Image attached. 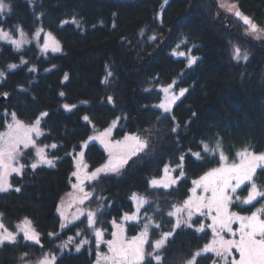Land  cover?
Instances as JSON below:
<instances>
[{"label": "trees", "instance_id": "1", "mask_svg": "<svg viewBox=\"0 0 264 264\" xmlns=\"http://www.w3.org/2000/svg\"><path fill=\"white\" fill-rule=\"evenodd\" d=\"M235 1L240 13L264 29V0ZM4 2L10 11L0 13V30L13 35L22 30L32 38L41 29L54 35L61 49L45 51L34 38L19 48L0 39V96L8 95L0 100V134L12 113L26 123L39 120L42 134L36 143L53 161L33 170L36 148L24 149V170L13 173L11 186L0 191V224L17 231L25 217L40 240L37 244L18 232L15 243L0 244V264H35L53 255L52 264H95L107 250L104 241L97 247L95 230L110 239L125 214L138 216L125 222L130 236L148 224L146 254L163 232L174 233L156 250L159 264H224L214 252L203 251L212 236L204 217L177 228L168 213L187 200L193 182L222 156L235 161L243 150L264 152V39L249 36L242 19L224 12L217 0ZM191 57L195 63H189ZM13 64L17 67L10 69ZM168 86L186 91L165 112L159 105ZM108 127L115 138L137 134L145 146L119 172L86 183L91 195L84 206L95 213L93 225L88 215L65 224L59 209L73 186L75 156L84 148L90 169L104 163L106 151L94 140L84 142ZM165 166L177 182L151 186ZM253 181L264 191V166ZM248 186L238 194L245 195ZM134 195L147 201L139 211ZM262 206L264 197L251 205L231 203L244 214ZM142 264L157 262L146 256Z\"/></svg>", "mask_w": 264, "mask_h": 264}, {"label": "snow or ice", "instance_id": "2", "mask_svg": "<svg viewBox=\"0 0 264 264\" xmlns=\"http://www.w3.org/2000/svg\"><path fill=\"white\" fill-rule=\"evenodd\" d=\"M5 10H9V5L4 2V0H0V13L4 12ZM236 15L240 17L245 24L251 26L252 30L255 31L257 25H255L249 17L244 16L239 11L236 12ZM50 35V34H49ZM37 36L39 33L37 32ZM0 39H10L9 34L0 30ZM155 39V37H153ZM11 43L19 48L20 42L11 40ZM48 47L47 43L44 45V49L46 50ZM56 50V49H54ZM237 51L236 58L239 59V49ZM175 54V52H174ZM179 55L183 56L184 53L181 52ZM245 60L247 59V55L245 54L243 57ZM196 58L191 57L189 63H195ZM16 65H9L10 69H15ZM4 74L0 72V76ZM67 78V77H66ZM171 87V86H169ZM168 88L164 89V92H168ZM186 90H181L179 95L183 96ZM5 95H7L5 93ZM63 95V94H61ZM179 97H172V99L168 102L161 103L159 107L163 109L165 112L169 111V103H174L176 99ZM111 100V97H109ZM13 123L8 125V131L6 133L0 134V191H6L8 187L11 185L8 184V176L11 173H22L25 168L24 164H19V166H14V161L19 162V158L23 155L19 150V145L23 144L24 148L27 149L29 146L35 147V141L31 139V133L35 132L37 136L41 135L38 125L40 123L39 120L36 121V125L29 126L27 128L22 127L21 122L16 120L15 113H12ZM46 115V114H45ZM85 120L88 119L87 116L84 117ZM175 131V129H173ZM110 130L106 131L105 133L101 134L100 136L94 137V139H99L100 142L104 143V136L109 134ZM125 139H128L126 137ZM137 140V143L143 147V143L139 141V138H134ZM52 148H55L56 145L52 144ZM113 148H119L120 143L116 142L112 145ZM205 151L208 150L207 145L204 146ZM83 155V154H81ZM197 157H199V153H194ZM241 156L242 163L239 165H233L230 168H221L215 169L205 176L201 177L200 180L194 181L193 183L202 187L205 193L210 192L211 196L207 198L205 201L203 198H196L193 200L189 198L188 200L184 201L183 207L175 208V211L169 212V216H178L184 209H187V217L188 221L191 220L193 215V208L197 213L204 214L202 209H207V213L211 214L213 211L215 215L211 216L212 224L209 227L212 228L213 233L219 237L218 240H213L212 244L206 245L204 247V252H214L217 257H220L224 264H229L228 257L231 255V249L235 248L239 253V260L232 259L231 264H264V219L260 218V214L264 213V206L257 209L255 212H252L250 216H240L237 213H229L228 207L229 204L232 202V196L229 195V192L236 193L237 189L241 188L245 182H252L251 183V191L246 199L242 200L241 203L251 205L256 198L264 197V191H259L257 189V185L253 182L254 175L256 174L257 168L261 167L257 162L264 161V154H251L248 153L246 150L245 152L238 153ZM36 156L39 158L36 162L31 163L30 167L35 170L38 164H47L49 166L53 165V161L48 159L45 155V151L43 147L36 148ZM222 159H225L223 156ZM183 160V157H181ZM246 161V162H245ZM126 162V161H124ZM111 163V162H110ZM112 171H116V168H112ZM104 171L103 168L96 169L92 172L89 176V180H94L97 177V174ZM165 173L168 172V167L165 166L164 169ZM74 176H78L77 172H73ZM183 171L180 172L179 176L183 177ZM179 178V177H178ZM177 178V179H178ZM233 181L235 183H233ZM177 182L176 179H172L168 182H162L161 180H157L153 178L150 181L151 186L158 187L163 186L164 188H168L170 184H175ZM20 189L17 188L16 191ZM81 192H84L83 188H80ZM196 189L193 188L192 192H195ZM90 193H85L84 196L87 198L90 196ZM133 199H137L135 195ZM237 200H240V197H236ZM83 202V201H81ZM147 203V201L143 198L137 200V211H139V207L143 204ZM82 214V213H81ZM94 212L88 213V222L89 225L94 224ZM125 219H138V216H129L125 214ZM236 221L240 223V238L239 240L235 239H228L225 240L222 236H220L221 232L227 231L235 235L232 229V224ZM181 221L177 219L176 227L179 228ZM187 223V221H185ZM115 224V221H113ZM189 226H191L189 224ZM148 224L144 225V230L140 233L139 236L133 237L131 241L125 243L124 240L118 236L116 232L112 233L113 239L107 241V245L109 247V251L112 253L111 257H105V259H111L112 264H142L145 260L146 256L154 259L157 264L162 260V257L159 254H155L156 250L161 249L166 241L170 237L174 235L172 231H165L162 233L160 239L155 240L152 245L153 252L145 253L144 245L148 243L147 236H148ZM156 227H159L157 225ZM0 229H4V232L7 235H0V244H2L5 240L15 243L16 235L13 232H9L7 229L4 228L3 224H0ZM203 227L199 229V231H203ZM121 233L123 229H120ZM52 235V234H49ZM95 235L97 237V247H99L100 243L102 242L103 232L100 229L95 230ZM25 239L27 240H34L35 243L39 244V234L33 232L32 235H29L27 231H25ZM88 243L87 240L82 241L80 244L76 246V250L79 251L80 247L83 244ZM218 245V246H214ZM67 247V244H62L61 248ZM52 261L56 260V257L53 255L51 257ZM42 264H49V261L45 259L42 261Z\"/></svg>", "mask_w": 264, "mask_h": 264}, {"label": "rangeland", "instance_id": "3", "mask_svg": "<svg viewBox=\"0 0 264 264\" xmlns=\"http://www.w3.org/2000/svg\"><path fill=\"white\" fill-rule=\"evenodd\" d=\"M217 1H218V4L220 5V8L226 13L236 15V12L239 11L238 8H237V4H236L235 0H217ZM245 31H246V33L249 36H251V37H253L255 39H259V40L260 39H264V29H262V28H260L258 26H257L256 30L253 31L250 25L245 24ZM3 32L8 33L9 37H10V39H4V40L9 41V42H11V40L18 41V42H20V46L22 44L28 42L32 38H34V39H36L37 41L40 42V46H41V48L43 50H45L44 49V45H45V43H47L48 47H47V49L45 51L57 52V51H59L61 49L60 43L56 39V37L54 35H52L50 32H47V31H44V30H41V29L37 31L39 33V36H37V32H36L32 38L29 37L22 30H19L17 35H13V34L9 33L8 31H3ZM54 49H56V50H54ZM167 88L169 90H168L167 93H165V97H164V100L162 101V103L170 101L172 99V97H179L180 96L179 95L180 92L179 91H175L173 86H171V87L168 86ZM172 104L173 103H169V108L172 106ZM16 120L21 122V125L24 128L36 125V121L34 123H26L25 121H23V120H21V119H19L17 117H16ZM11 123H13V119H11L9 124H11ZM8 125H7L6 129L2 133H6L8 131ZM38 128H39L40 132L42 133V129H41L40 123L38 125ZM108 130H110V132H109V134L107 136L103 137V139H104V143L103 144L100 142L99 139H94V137L100 136L101 134L105 133ZM112 132H113V127H108V128L103 129L101 131H96L90 136V138L87 141L84 142V146H85L88 142H90L91 140L92 141L94 140L106 151L107 159L105 160L104 163H102L98 167H96L94 169H90L88 167V165L85 162L84 155H81V154H83L84 148L77 152V154L75 156L76 162H77V166H76V169H75L74 172H77L78 176H74L72 189L64 197L63 201L61 202L60 209H59V212H60V215L62 217L63 223H65V224L71 223L72 221H75V220L79 219L83 215H88L89 212H93V211H91L90 209H88V208H86L84 206L85 202L87 201V199L89 197L88 196L87 198H85V196H84V194L87 193L86 189H85V185H86V183L88 181H91V180L88 179V176L92 172H94L96 169L103 168L104 171L98 173L97 177L100 176L101 174H105V173H116V172H119V170H121L124 167V165L126 164L128 159L132 155H134L138 151H140L145 146V141L143 139H141L139 136H137V134L129 133V134H126L124 137L115 138L113 136ZM30 135H31V139L35 141V148L43 147V146L37 145V143H36L37 134L35 132H32ZM126 137H128V139H125ZM134 138H139V141H141L143 143V147H141V145L139 143H137V140L134 139ZM116 142L120 143V147L119 148H113L112 147V145L115 144ZM24 149L25 148H24L23 144H20L19 145L20 152H22ZM44 151H45V155H46L45 148H44ZM246 151L248 153L255 154V155L264 154V152H254V151H251V150H246ZM242 152H245V150H243ZM242 152H240V153H242ZM38 159L39 158L37 157V160ZM124 161H126V162H124ZM13 163H14V166H19V164H22L21 161H20V158H19V162L18 163L15 162V161ZM241 163H242V159H241L240 155L238 156V159L235 160V161H229L226 158L222 159L220 164H218L214 168H212V169L208 170L207 172H205L201 177L205 176L207 173H209V172H211V171H213L215 169H221V168L227 169V168L232 167L233 165H239ZM257 163L259 165H261V166H264V161H258ZM112 168H116V171H112L111 170ZM13 173H15V172H13ZM13 173H11V175ZM11 175L8 176V178H7L9 185H10V177H11ZM200 178H198L197 180H200ZM156 179L157 180H161L162 182H168V181H170L172 179H175V178H174V176L172 174V171L168 169L167 173H164V175L162 177H159V178H156ZM233 183H235V182L233 181ZM251 183L252 182H247L246 181L245 184L241 186V188H242L246 184H249L247 192L243 196L238 194V191H239L240 188L237 189V192L234 193V194L229 192V195L232 196V201L233 200H237L236 199L237 196L240 197V200H239L240 202L242 200L246 199L247 196L249 195V192L251 191ZM171 185L172 184H170L169 186H171ZM80 188H83L84 192H81ZM194 188L196 189V191L192 192V194L187 198V200L189 198H192L193 200H195L196 198H203L206 201L207 198H209L211 196L210 192L205 193L203 191L202 187L199 186V185L195 184ZM257 189L259 190L258 186H257ZM81 201H83V202H81ZM231 203L229 204V207H228L229 213H233L234 212V213H237L240 216H250L252 214V213L251 214H244L242 212H238L237 210L232 209L231 208ZM183 205H184V202L179 204V205H177L175 208H177V207H181L182 208ZM175 208L173 209V211H175ZM187 212H188V210L184 209V211L181 212L178 216H175L176 222H177V219H179L181 221L180 224H185V221H187V223H188L189 221H188V217H187ZM202 212L204 214L197 213L195 211V209L193 208L192 218L196 217L198 215H201L202 217H204L205 224L209 227V225L212 224L211 216L215 215V212L213 211L211 214H208L207 213V209H202ZM129 216H133V215H129ZM260 218L264 219V213L260 214ZM127 220H132V219H125L124 218L122 221H120V222H118V223H116L114 225V230H113V232H116L118 234V236H120L124 240L125 243L131 241V239L133 237H137L141 233L140 232V233H138L136 235H132V236L128 235L127 231H126V226H125V222ZM231 227H232L233 232L235 233V235H233L232 233H229L227 231H224V232L220 233V236H222L225 240H228V239L239 240V238H240V232H239L240 223H239V221L234 222ZM121 228L123 229L122 233L120 231ZM209 228L212 231V228L211 227H209ZM5 229H7V228H5ZM7 230L9 232H13L15 235H17L18 232L23 233L24 236H25V231H27L29 235H32L33 232L38 233L35 230V228L33 227V225L31 224L30 220L25 218V217L22 218L18 222L17 231H12V230H9V229H7ZM0 235H7V233L4 232V229H0ZM112 239H113V236L110 239H103V237H102V241H104L105 243L107 241H109V240H112ZM218 239H219V237L216 236L213 233V231H212L211 243L210 244H212L213 240H218ZM147 240H148V236H147ZM5 241H7V240H5ZM32 241H34V240H32ZM106 245H107V243H106ZM214 246H218V245H214ZM144 251L146 253V244L144 245ZM111 256H112V253L109 251V247L107 245V250L104 251V252H101L99 254V258L95 262V264H112V260L111 259H105V257H111ZM51 257L52 256H47L45 258H42L40 261L36 262L35 264H42V261H44L45 259H47L49 261V264H52L53 261L51 260ZM233 258H235V260H239V253L237 252V250L235 248L231 249V255L228 257V259H230L231 261H232ZM189 264H194V261H191Z\"/></svg>", "mask_w": 264, "mask_h": 264}, {"label": "water", "instance_id": "4", "mask_svg": "<svg viewBox=\"0 0 264 264\" xmlns=\"http://www.w3.org/2000/svg\"><path fill=\"white\" fill-rule=\"evenodd\" d=\"M7 98H8V95H5V93L2 96H0V100H5Z\"/></svg>", "mask_w": 264, "mask_h": 264}]
</instances>
